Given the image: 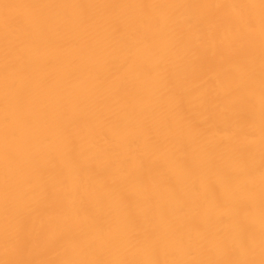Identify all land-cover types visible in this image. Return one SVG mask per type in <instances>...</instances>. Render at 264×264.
Listing matches in <instances>:
<instances>
[{"label":"bare ground","instance_id":"obj_1","mask_svg":"<svg viewBox=\"0 0 264 264\" xmlns=\"http://www.w3.org/2000/svg\"><path fill=\"white\" fill-rule=\"evenodd\" d=\"M0 264H264V0H0Z\"/></svg>","mask_w":264,"mask_h":264}]
</instances>
